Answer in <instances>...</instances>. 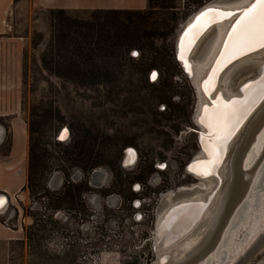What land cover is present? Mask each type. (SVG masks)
<instances>
[{"label": "rangeland", "instance_id": "rangeland-1", "mask_svg": "<svg viewBox=\"0 0 264 264\" xmlns=\"http://www.w3.org/2000/svg\"><path fill=\"white\" fill-rule=\"evenodd\" d=\"M238 1L147 0L143 8L148 13L142 23L150 31L145 38L148 46L105 57L95 37L89 45L93 54L87 58L84 51L73 50L79 36L69 31L62 45L59 31L66 16L95 21L89 10L69 9L59 17L53 8L15 0L9 23L13 32L25 38L26 47L17 88L19 113L0 115V152L9 148L11 119L16 117L26 130L28 144H36L45 169L35 173L19 192L20 238L0 239V264L156 263L154 236L158 216L167 204L163 194L174 191V198L179 199L200 188L199 180L184 169L202 151L201 128L195 120L199 95L175 58L177 39L192 15L204 6ZM215 37L216 31H210L201 39L192 53L195 62L207 54ZM262 60L264 53L255 54L233 68L230 84L235 91L244 80L257 75ZM152 69L158 72L153 81ZM64 125L69 136L64 139L67 132L62 131L60 140ZM190 128L197 129V135ZM263 132L264 102L232 144L214 223L203 230V239L191 254L163 264H264V143L260 153L254 150L257 155L251 165L244 166ZM15 133L20 143V130ZM78 139L100 155L96 168L105 176L98 179L94 175L97 182H89L91 170L86 172L84 158L76 155ZM129 146L137 149L138 158L123 167V150ZM240 159L247 170L240 169ZM157 162H165L166 167L157 169ZM134 182L142 188L133 189ZM69 189L70 198L65 196ZM134 198L142 201L141 220L133 217L137 210L132 205ZM5 215L0 213L3 225ZM219 217L227 220L212 241ZM260 219L263 221L257 226Z\"/></svg>", "mask_w": 264, "mask_h": 264}, {"label": "bare ground", "instance_id": "bare-ground-1", "mask_svg": "<svg viewBox=\"0 0 264 264\" xmlns=\"http://www.w3.org/2000/svg\"><path fill=\"white\" fill-rule=\"evenodd\" d=\"M251 1L253 0H240L232 4L212 3L204 6L195 12L184 26L187 28L183 32L179 42L177 39L176 50L179 51L180 58L182 59L181 63L184 64V68H186L187 74L195 84L199 95V105L195 118L197 117L196 122L200 125L199 127H202V131L199 130V142L200 146H202V151L194 158L196 161L190 164L188 171L199 180L200 183L197 186L200 188L192 196L175 199L174 191H170L163 197H167V204L159 215L154 236V248L158 256L155 264H163L166 261L172 260L176 261L183 258L188 252L191 254L203 239V230L213 221L215 215L220 210L223 199L222 186L224 185L227 174L226 160L230 145L251 113L252 107L255 104L253 102L255 100L256 102L258 101L261 86L264 85V60L259 63L257 71V75L261 74L260 78L247 84L251 85L250 89L246 88V85L240 88V85L235 91L230 84L232 79L231 71L234 70L233 68L239 62L246 58H251L255 54L264 53V47H261L253 52L244 54L249 49L259 45L244 48L242 51H234L233 42L229 39V34L233 32V26L236 24L237 19L243 14L244 7L248 6ZM203 9L205 10L198 14ZM238 9L241 10L233 13V10ZM202 13H207V15L201 16ZM220 13H224L225 15H220ZM227 13H233V15H227ZM198 17H200L199 20L197 19ZM235 19L236 21L234 22ZM210 31H216L215 40L207 54L200 61L195 62L192 58V53L196 50L195 48L201 39ZM226 43L229 46L227 50L225 49ZM153 74L157 75V73ZM206 81L208 82L207 86L205 84ZM242 94L244 95L242 99L233 98L226 101L232 96ZM213 98L215 99L211 101ZM221 101L224 103L239 101L240 104L237 107L243 106L246 109V111L240 113L238 122H232L231 134L227 138H218L222 134L219 132V126L213 119L214 113ZM206 108L208 110L207 113L205 112ZM209 123H212L213 127L210 128L208 126ZM2 138L3 128L0 127V141ZM229 138H231V141L228 143ZM263 143L264 132L259 135L256 145L247 155L244 161L245 167L251 165L254 157L257 155L254 150L258 149L257 152L260 153V148H262ZM134 156L135 154L131 153V156L126 158L125 164L130 165ZM244 170L247 169L244 168ZM104 176L102 172L101 178ZM259 214H261L262 218L263 213L261 212ZM257 216L254 217L253 221H255ZM221 221L219 217V223L216 225V228L219 227ZM262 221H259L257 226Z\"/></svg>", "mask_w": 264, "mask_h": 264}, {"label": "crops", "instance_id": "crops-1", "mask_svg": "<svg viewBox=\"0 0 264 264\" xmlns=\"http://www.w3.org/2000/svg\"><path fill=\"white\" fill-rule=\"evenodd\" d=\"M26 1V0H25ZM38 8L91 9V8H143L147 0H27ZM15 0H0V115L18 114V83L22 81V60L25 38L12 31L9 14ZM12 138L7 152H0V192H4L13 205L14 195L27 183L28 141L26 130L16 117L11 119ZM20 130L19 143L15 131ZM19 133V134H20ZM23 133V134H22ZM2 141V140H1ZM0 141V142H1ZM1 144V143H0ZM20 228L12 229L0 222V239L20 238Z\"/></svg>", "mask_w": 264, "mask_h": 264}, {"label": "trees", "instance_id": "trees-1", "mask_svg": "<svg viewBox=\"0 0 264 264\" xmlns=\"http://www.w3.org/2000/svg\"><path fill=\"white\" fill-rule=\"evenodd\" d=\"M59 17L68 13V9L53 8ZM91 15L95 21H81L69 16L63 17L60 23L59 39L62 45L68 37L69 31H73L79 39H75L76 45L74 51L85 53L87 58H91L94 48L89 47L93 43V38L98 37L100 45L98 49L105 57H116L121 53L127 54L131 48H141L148 46L145 38L148 37L149 30L143 25L144 18L147 16L146 8H91ZM88 44V45H87ZM88 46V47H85ZM86 50V52H85ZM73 63L70 61L67 65L70 67ZM31 141L28 144V172L27 183L33 178V175L40 171L43 173L45 165L42 163L41 156L36 151ZM74 150H78L76 155L84 158V169L89 172L100 163V155L93 154L92 147H87L84 140L78 139L75 142ZM70 151L69 154H74ZM72 158V162H73ZM74 164V163H72ZM68 186H72V181L66 180ZM74 186V185H73ZM79 190V188H76ZM66 197L72 196V190L65 192Z\"/></svg>", "mask_w": 264, "mask_h": 264}, {"label": "snow or ice", "instance_id": "snow-or-ice-1", "mask_svg": "<svg viewBox=\"0 0 264 264\" xmlns=\"http://www.w3.org/2000/svg\"><path fill=\"white\" fill-rule=\"evenodd\" d=\"M212 11V10H210ZM207 13H202L205 16ZM220 15H225L220 13ZM233 15V13H227ZM198 20L200 17L197 18ZM229 39L233 42L234 51H242L244 48H251L254 45L264 47V0H256L255 3L243 10V14L237 19L233 26V32L229 34ZM228 44H225V49H228ZM155 78V74H153ZM206 86L208 82H205ZM246 88H251V85H246ZM260 95L264 97V85L261 86ZM239 101H230L228 103L220 102L217 110L214 113V121L219 126V132L222 136L218 138H227L231 134V125L233 121L238 122L240 113L246 109L237 107ZM207 108L205 112L207 113ZM213 127L212 123L208 125ZM64 138L63 136L61 137Z\"/></svg>", "mask_w": 264, "mask_h": 264}, {"label": "water", "instance_id": "water-1", "mask_svg": "<svg viewBox=\"0 0 264 264\" xmlns=\"http://www.w3.org/2000/svg\"><path fill=\"white\" fill-rule=\"evenodd\" d=\"M255 1L256 0H253V1H251V3L248 5V6H246V7H244L245 9L246 8H248V7H251V5L253 4V3H255ZM206 9V8H205ZM205 9H203V10H201L198 14H200L201 12H203ZM241 9H238V10H233V13H235V12H238V11H240ZM242 13V12H241ZM240 13V14H241ZM197 14V15H198ZM239 14V15H240ZM238 15V16H239ZM237 19V18H236ZM236 19L234 20V22L236 21ZM194 20V19H193ZM233 22V23H234ZM232 23V24H233ZM232 26V25H231ZM187 27H184L183 28V30L181 31V33H180V35H179V38H178V42H179V39L181 38V36H182V34H183V32L185 31V29H186ZM259 48H261L260 46H256L255 48H251V49H249L247 52H245L244 54H247V53H250V52H253V51H255V50H257V49H259ZM174 54H175V57H176V59L179 61V63H180V65H181V67H182V69H183V71L187 74L188 72H187V70H186V68H184V64L183 63H181V61H182V59L180 58V55H179V51L178 50H176V48H175V52H174ZM235 59V58H234ZM233 59V60H234ZM233 60H231V61H233ZM229 63V62H228ZM153 73H157V70L156 69H152L151 70V73H150V79L151 80H153ZM260 76H261V74H259V75H257L256 77H254V78H251V79H248V80H246L245 82H243L242 84H241V86H240V88L243 86V85H247L248 83H251V82H253V81H256V80H258L259 78H260ZM244 97V95L242 94V95H237V96H232V97H230L228 100H226V101H229V100H231V99H233V98H238V99H242ZM215 98H213V99H211V101H213ZM264 102V97H262L260 94H259V96H258V101L256 102V100L253 102V103H255L254 104V106L252 107V110H251V113L249 114V116H248V118H247V120L250 118V116L262 105V103ZM247 120H246V122H247ZM245 122V123H246ZM244 123V124H245ZM244 126V125H243ZM242 126V127H243ZM63 130H65L66 132H67V136L64 138V139H67L68 138V136H69V128L67 127V126H63L62 128H61V131L59 132V134H58V138L60 139V140H63L62 138H60V134H61V132L63 131ZM241 130V129H240ZM239 130V131H240ZM239 133V132H238ZM237 133V134H238ZM237 136V135H236ZM232 137V136H231ZM198 140H199V136H198ZM235 140V139H234ZM231 141V138H229L228 139V143ZM234 143V141L232 142V144ZM232 144L230 145V148H229V151H228V157H229V152H230V150H231V147H232ZM247 149V148H246ZM128 150V154L124 157V159H123V164L124 165H126L125 164V159L127 158V156H129L130 155V153H132V152H134V150L132 149V148H128L127 149ZM246 151V150H245ZM244 151V152H245ZM243 155V154H242ZM134 159H135V157H134ZM134 159L132 160V162L131 163H133V161H134ZM194 161H196V160H194V159H190V161L187 163V165H186V168H187V170H188V167L190 166V164L192 163V162H194ZM228 162H229V158H228ZM130 163V164H131ZM228 164V163H227ZM129 165V164H128ZM240 169L241 170H244V168L242 167V165H241V159H240ZM94 175H98V179H100L101 178V176H102V169H96V170H94L93 171V173H92V176H91V180H93V181H95V182H97V181H99V180H95L94 178H93V176ZM233 175H234V173H233ZM17 198H19L20 199V193H18L17 194ZM241 198V197H240ZM239 198V199H240ZM238 202V201H237ZM236 202V203H237ZM7 203V195L5 194V193H3V192H0V208L2 207V206H4L5 204ZM2 204V205H1ZM236 205V204H235ZM234 209V208H233ZM226 220H227V218H225V219H223L222 221H221V223H220V225H219V227H218V229H217V231H216V233H215V235H214V237H213V239H212V241L213 240H217V238H218V236H219V230L223 227V225H225V223H226Z\"/></svg>", "mask_w": 264, "mask_h": 264}, {"label": "built area", "instance_id": "built-area-1", "mask_svg": "<svg viewBox=\"0 0 264 264\" xmlns=\"http://www.w3.org/2000/svg\"><path fill=\"white\" fill-rule=\"evenodd\" d=\"M197 144H198V140L196 141ZM198 146V145H197ZM133 164V163H131ZM130 164V165H131ZM121 165L123 167H126V166H129V165H124L123 164V160L121 162ZM186 165L187 163L185 164L184 166V169H185V172H188L187 168H186ZM166 167V163L165 162H157L156 163V168L157 169H164ZM100 167H95V168H92L89 175H88V180L89 182L91 183V176H92V173L94 170L96 169H99ZM101 169V168H100ZM189 173V172H188ZM74 180V179H72ZM102 182H100L101 184ZM142 188L141 184L139 182H134L133 183V189H140ZM4 193V192H3ZM18 194V193H17ZM17 194L14 195V200L15 202L17 203L16 205H13L12 202L10 201V199L7 197V203L2 206L0 208V213H5V217H4V220H6L5 222H3L7 227H13V226H16V228L18 227H21V222H20V216H21V212H20V208H21V204L17 198ZM132 205L134 208H136L137 210L133 213V217L135 220H141L142 217H143V213H142V210L141 209V206H142V201L140 198H134L132 200ZM3 208V210H1ZM13 214V215H12ZM16 215V219L15 220H12L13 216ZM12 225V226H11Z\"/></svg>", "mask_w": 264, "mask_h": 264}, {"label": "flooded vegetation", "instance_id": "flooded-vegetation-1", "mask_svg": "<svg viewBox=\"0 0 264 264\" xmlns=\"http://www.w3.org/2000/svg\"><path fill=\"white\" fill-rule=\"evenodd\" d=\"M176 58V57H175ZM177 60V59H176ZM178 61V60H177ZM178 63H179V61H178ZM179 66L181 67V65H180V63H179ZM181 69H182V67H181ZM183 70V69H182ZM158 73V72H157ZM186 76L188 77V75L186 74ZM189 78V77H188ZM153 81V80H152ZM198 115V114H197ZM195 120L197 121V117L195 118ZM197 125V124H196ZM199 125V124H198ZM200 126V125H199ZM201 129H202V127H200ZM190 131H192L193 133H195V135H197V133H198V131H197V129H193V128H190ZM197 140V139H196ZM130 148H132L133 150H134V152H132V153H134L135 154V159H134V161H133V164L136 162V160H137V158H138V153H137V149L136 148H134V147H132V146H129ZM129 147H126V149H124L123 150V157H122V160L124 159V157L129 153L128 152V148ZM130 156H131V153H130ZM130 156H127V158L128 157H130ZM125 161H126V159H125ZM122 162V161H121ZM200 183V182H199ZM170 192V191H169ZM169 192H167V193H169ZM167 193H165V194H163V197L167 194ZM166 199H167V197H166ZM158 218H159V216H158Z\"/></svg>", "mask_w": 264, "mask_h": 264}]
</instances>
